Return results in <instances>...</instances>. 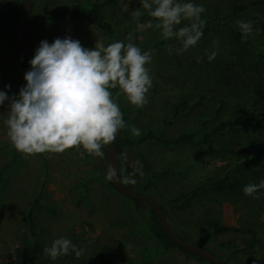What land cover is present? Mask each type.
<instances>
[{"label":"rangeland","instance_id":"1","mask_svg":"<svg viewBox=\"0 0 264 264\" xmlns=\"http://www.w3.org/2000/svg\"><path fill=\"white\" fill-rule=\"evenodd\" d=\"M21 2L0 0V92L8 97L0 105V145L12 144L4 121L11 99H18L20 90L26 87V72L11 53L7 36L15 26ZM204 8L207 9L208 4ZM139 9L143 13L139 21L129 16ZM108 11L117 31L112 37H104L84 24L64 25L55 32L51 30L48 37L40 15L26 23V43L36 52L42 41L51 45L58 37L61 40L70 37L79 41L83 48L94 50L96 40L105 46L116 41L127 43L131 33L132 42L142 52L151 50L152 59L146 65L152 79L146 94L147 103L138 108L123 94L117 97L118 89L112 93L126 119L121 131L123 136L136 138L131 132L133 126L140 134L154 130L166 138L188 132L194 129L195 113L206 112L207 100L214 96L247 104L253 86L251 83L249 87V79L229 86L227 91L215 89L211 83L193 84L194 74L212 64L208 56L212 52H216L215 58L219 55L217 45H196L181 54L176 52L182 46L180 42L149 48L160 30L138 29V23L153 19L142 8L140 0L130 4L129 0H117ZM235 91L239 92L235 94ZM187 96L193 108L190 115L170 120L174 103ZM203 129L194 131L201 135ZM249 137V140H241L247 150L239 158H219L201 146L168 147L144 143L124 155L123 186L134 193L142 192V181L151 177V192L143 194L165 210L178 235L210 250L224 264H264V189L252 196L244 192L237 196L202 192L182 197L199 183L224 174L240 178L243 181L241 190L248 184L264 180V124L255 126ZM85 153L82 147L63 153L46 152L44 163L37 156H25L8 171L0 196V264H6L9 257L21 256L25 215L41 186L43 191L32 210V218L43 246L50 247L54 240L67 238L85 250L80 258L74 253L58 257L55 260L58 264H140L141 251L149 240L145 233L137 232L140 223L134 203L108 184L104 152L102 156L88 153L85 156ZM250 158H253L252 163L243 170L242 163ZM5 162L6 159L0 157V165ZM151 249L155 250V246ZM153 263L208 264L176 248L155 255Z\"/></svg>","mask_w":264,"mask_h":264},{"label":"trees","instance_id":"2","mask_svg":"<svg viewBox=\"0 0 264 264\" xmlns=\"http://www.w3.org/2000/svg\"><path fill=\"white\" fill-rule=\"evenodd\" d=\"M131 1L133 2V0ZM131 1L129 0V4ZM116 2L117 0H75L72 2H62L61 0H34L25 25L30 18L41 15L40 18L44 25V33L48 37L51 34V30L55 32L56 29L70 24H84L93 28L104 37H112L117 31L112 19L109 18L108 9L116 4ZM188 2L202 5L203 7H206L208 4L209 8L201 16L206 23L203 29V36L197 45H217L220 51L219 55L211 60V65L205 64L206 66L202 70L200 68L199 73L194 74L193 84L203 86L202 84L211 83L215 89L221 88L227 91L229 86L239 84L238 82L242 83L246 79H249V87L253 83L249 100L246 102L247 104H244L237 101L232 102L220 99L215 96L209 98L207 100V111L195 113L192 120L194 129L198 131L204 128L203 132L201 131L200 133L201 135H197L194 129H192L174 137L166 138L156 134L154 130H149L136 136V138H128L121 134V129L116 134L112 143L118 160L117 178L122 185L121 170L123 168V159L125 153L130 149L136 148L144 143L168 147L201 146L210 149L219 158H239L247 150V147L241 140H249L252 129L257 125L264 124V0H189ZM129 16L133 17L132 15ZM237 21L252 22L253 32L247 39L243 38ZM188 23L185 21V23L177 27L185 26ZM25 25L23 41L27 45ZM7 36L9 37L11 53L19 60L23 70L28 72L31 69V65L15 44L14 28ZM214 41H218V44H215ZM166 42L179 43L175 38L165 40L162 38L161 33H159L149 43V48L161 47ZM30 50L34 54L36 53L32 48ZM204 74H206L205 77L203 76ZM116 90L110 91L114 93ZM238 92L235 91L234 93L237 94ZM188 97H181L174 103L171 110V117L169 118L170 120L190 115L193 108L189 103ZM122 118L125 122V117ZM84 155L86 156L87 153ZM25 156L30 155L18 152L12 144L0 145V157L6 159V162L0 165V196L5 188L8 171ZM34 156H37L44 163V153ZM252 161L253 158L244 161L242 163L243 170H246ZM150 182L151 177H145L140 187L142 192L136 193L143 194L151 192ZM242 182L238 177L224 174L219 178L207 179L199 183L198 186L182 197L202 192L237 196V194L240 195L243 192L241 190ZM108 184L113 189L109 180ZM42 191L43 186L40 187L38 195L25 215L24 222L26 230L25 237H23L22 241L24 250L19 252L21 256H15L17 259L9 257L6 264H58V262L44 254L43 250L45 247L40 240L37 226L32 218V210L39 203ZM132 202L139 217L140 226L137 228V232L145 233L149 240L148 245L141 251L140 264H154L153 260L155 255L166 254L172 248L176 247L160 226L151 208L142 202ZM143 207L145 208L144 210L142 209ZM159 207L170 225L165 210L160 205ZM172 230L183 241L197 245L178 235L173 228ZM153 245L155 246V250L151 249ZM203 249L212 253L206 248ZM192 256L200 261L206 262L202 258ZM99 258H101L100 255Z\"/></svg>","mask_w":264,"mask_h":264},{"label":"clouds","instance_id":"3","mask_svg":"<svg viewBox=\"0 0 264 264\" xmlns=\"http://www.w3.org/2000/svg\"><path fill=\"white\" fill-rule=\"evenodd\" d=\"M140 2L153 19L138 23V29L154 28L160 30L165 40L175 38L182 45L176 49L177 54L196 46L203 36L206 21L201 15L206 9L202 5L177 0ZM132 15L139 21L143 13L139 9ZM183 21L189 23L177 27ZM237 24L247 39L253 32L252 22L237 21ZM132 39L130 33L127 43L116 41L108 46L96 40L94 50L83 48L70 37L57 38L51 45L42 41L30 61L31 69L24 76L26 87L20 90L18 99H11L4 121L14 148L26 155H36L82 147L89 155L102 156L103 146L125 127L110 90L118 89L117 97L123 94L130 104L141 108L147 103L146 94L152 86L146 67L152 59L151 50L142 52ZM167 50L171 55L172 48ZM215 56L216 52H212L208 59ZM6 99V93L0 92V105ZM131 132L140 135L134 126ZM261 189L264 180L246 185L243 192L252 196ZM43 251L52 260L71 253L80 258L85 252L67 238L54 240Z\"/></svg>","mask_w":264,"mask_h":264},{"label":"water","instance_id":"4","mask_svg":"<svg viewBox=\"0 0 264 264\" xmlns=\"http://www.w3.org/2000/svg\"><path fill=\"white\" fill-rule=\"evenodd\" d=\"M34 0H22L15 26H14V41L17 45L18 49L21 51L24 58L30 63V61L34 58V53L30 50V48L24 43L23 41V30L25 21L27 16L29 15L32 4ZM103 152L105 156L106 162V173L108 176V180L113 187L119 194L123 195L124 197L128 198L131 201L142 202L148 207L151 208L154 216L156 217L157 221L159 222L160 226L168 236L169 240L172 244L179 250H182L185 253L197 256L202 258L208 264H223L222 261L216 257L214 254L206 251L205 249L201 248L198 245H194L192 243H188L180 239L172 230L171 226L167 222L165 216L163 215L162 211L157 202H155L150 196L134 193L128 189H126L117 178L118 172V160L114 145L112 142L103 146ZM111 177V178H109Z\"/></svg>","mask_w":264,"mask_h":264}]
</instances>
